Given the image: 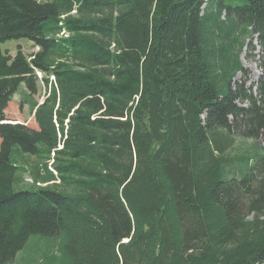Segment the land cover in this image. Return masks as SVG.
I'll return each mask as SVG.
<instances>
[{
    "label": "trees",
    "instance_id": "trees-1",
    "mask_svg": "<svg viewBox=\"0 0 264 264\" xmlns=\"http://www.w3.org/2000/svg\"><path fill=\"white\" fill-rule=\"evenodd\" d=\"M34 69L40 134L4 114ZM0 135V264L60 230L70 264H264V0H0ZM53 154L73 192L18 187Z\"/></svg>",
    "mask_w": 264,
    "mask_h": 264
},
{
    "label": "rangeland",
    "instance_id": "rangeland-1",
    "mask_svg": "<svg viewBox=\"0 0 264 264\" xmlns=\"http://www.w3.org/2000/svg\"><path fill=\"white\" fill-rule=\"evenodd\" d=\"M40 3H50L51 0H37ZM21 47L22 53L33 61L43 53L42 48L33 42L27 40L11 41L3 45V50H9L12 55H15L18 47ZM262 52L255 39L246 43L243 50L241 61L244 66V72L239 74L235 79V86H243L246 91L255 92V87L258 84L257 74L262 73L261 70ZM53 79L49 74L34 69V73L25 81L22 87L15 93L12 100L9 102L5 110V122L11 124H21L28 128L31 133L40 134L42 128L36 120V112L32 110V103L38 105L46 103L49 97V88L46 86V81ZM245 106V105H242ZM3 140L0 135V149ZM259 144L264 148V137L259 141ZM253 145L251 140H239L237 147L240 151H244ZM48 166L54 170L56 165V155L53 154L50 160H39L36 157L27 156L26 162L22 163L24 169L18 173L20 179L19 188H27L35 184L38 185H54L58 190L65 192H73V189H68V185L58 180L56 183H51L48 177L44 174L42 167ZM56 176L58 174L56 173ZM53 187V186H52ZM65 235L63 231H59L54 236H32L26 248L17 256V258L8 264H40L42 261L46 264H70L66 254Z\"/></svg>",
    "mask_w": 264,
    "mask_h": 264
},
{
    "label": "bare ground",
    "instance_id": "bare-ground-1",
    "mask_svg": "<svg viewBox=\"0 0 264 264\" xmlns=\"http://www.w3.org/2000/svg\"><path fill=\"white\" fill-rule=\"evenodd\" d=\"M259 77V73L257 74V78Z\"/></svg>",
    "mask_w": 264,
    "mask_h": 264
}]
</instances>
